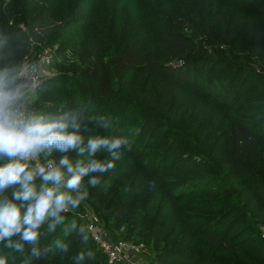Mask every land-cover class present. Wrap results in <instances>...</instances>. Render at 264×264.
Returning <instances> with one entry per match:
<instances>
[{"label": "rangeland", "instance_id": "1", "mask_svg": "<svg viewBox=\"0 0 264 264\" xmlns=\"http://www.w3.org/2000/svg\"><path fill=\"white\" fill-rule=\"evenodd\" d=\"M14 1L19 6V0H0V7L10 6L16 21L9 24L28 34L45 0H36L28 17L11 7ZM51 9L43 30L33 29L35 38L28 34L27 49L42 43L55 47L46 74L66 86L83 66L79 53L94 34L105 52L130 41L147 53L157 51L165 33L178 32L198 48L188 57H199L208 67L196 71L203 74L199 80L186 72V84L163 105L154 89L150 100L144 72L118 89L116 105L91 104L97 123L83 134L121 131L131 150L122 146L116 167L94 187L102 196L64 213V223L46 238L49 246L71 230L67 251L53 249V258L44 259L32 257L30 248L16 253L0 244V256L7 264H110L86 230L87 214L94 212L111 236L139 245V264H264V209L253 197L256 189L264 197V173L244 172L239 178L218 156L234 117L264 116V0H54ZM78 95L73 92L72 99ZM67 100L42 95L33 106L43 112L44 105ZM105 156L106 150L97 154ZM115 198L128 205L131 221L119 224L115 211L103 214ZM215 233L228 238L233 249L212 243ZM81 252L82 261L76 259Z\"/></svg>", "mask_w": 264, "mask_h": 264}, {"label": "clouds", "instance_id": "2", "mask_svg": "<svg viewBox=\"0 0 264 264\" xmlns=\"http://www.w3.org/2000/svg\"><path fill=\"white\" fill-rule=\"evenodd\" d=\"M40 84L34 66H0V244L19 252L31 245L35 258L41 256L42 227L55 231L64 223L63 214L78 209L88 196L85 177L89 187L97 186L116 167L122 146L131 150L127 137H86L90 120L79 112L35 110L32 99ZM101 150L107 156L97 158ZM53 249L67 251V244L56 239L44 251ZM76 259L82 261L84 253ZM0 264H7L6 257L0 256Z\"/></svg>", "mask_w": 264, "mask_h": 264}, {"label": "trees", "instance_id": "3", "mask_svg": "<svg viewBox=\"0 0 264 264\" xmlns=\"http://www.w3.org/2000/svg\"><path fill=\"white\" fill-rule=\"evenodd\" d=\"M36 2V0H19V6L14 1L11 7L16 9L18 6L22 14L28 17L29 9ZM53 2L54 0H45L44 6L33 16L32 27L28 33L32 37H36L33 29L39 31L45 27L46 20L52 11ZM11 9L10 6L4 9L0 7V66H18L21 57L27 50V39L30 37L28 34L19 33L14 25L9 24L11 19L16 21V15ZM197 50L196 45L193 42H189L184 35L173 32L163 35L158 43L157 51L140 53L136 45L128 41L120 43L105 52L100 36L94 34L79 53V60L83 66L73 73L72 81L66 86L65 81H57L58 79L55 75L45 76L41 81L40 87L36 90L32 104L38 101L42 95L53 99L69 98L65 103L58 106L56 103L44 105L43 112L61 114L68 111H76L89 119L90 122L87 127H92L97 122L93 119V115L89 113L91 104H101L102 107L116 105L121 97L118 89L131 83L134 77L144 72L150 92L148 93L150 94V100L153 98L154 89V91L160 92V103L163 105L171 93L176 92L186 84V78H188L186 72L189 73V70H192L190 75L198 80L201 79L203 74L198 75L195 73L204 67L207 68V63H204L199 57H188L189 54H194ZM176 61H180V63L178 64ZM51 84L59 86L60 90L52 91L53 87H51ZM194 90L197 91L198 89L194 88ZM73 92L80 94L82 97L78 95L79 99H72L76 98L72 96ZM248 103L251 104V101ZM241 111L246 114V111ZM105 134L109 138L123 136L121 131H113L112 133L107 131ZM85 154L87 156V153ZM218 156L231 167V173L239 178H243L242 174L244 172L263 174L264 116L259 115L252 118L234 117L230 121L229 128L220 144ZM113 173L117 174V172ZM87 190L89 193L86 197L87 199L99 198L103 194L102 190L99 191L94 187H89ZM253 194L260 208L264 209V197L261 195L260 190H254ZM118 200V198H115L102 208L103 214L115 211V215L119 216V224L131 221L129 212L126 210L128 205L118 202ZM49 234L48 225L45 224L41 229L39 242L41 257L44 259H51L56 254L54 250L44 251L48 248L46 238L50 237ZM72 235L71 230L64 235L65 244L68 243ZM210 238V241L217 243L221 250L233 249L232 243L222 234L215 233ZM27 248L31 249V245L25 244L24 251ZM104 257L106 259L105 255Z\"/></svg>", "mask_w": 264, "mask_h": 264}, {"label": "built area", "instance_id": "4", "mask_svg": "<svg viewBox=\"0 0 264 264\" xmlns=\"http://www.w3.org/2000/svg\"><path fill=\"white\" fill-rule=\"evenodd\" d=\"M54 50L55 47L51 48L45 43L38 44L35 48L26 50L18 66H34L38 79L42 81L49 74H46V69H49L52 65ZM87 217L86 230L92 241L106 256L108 263L139 264L137 262V253L139 251L137 243L111 236L99 222V217L96 213L90 212Z\"/></svg>", "mask_w": 264, "mask_h": 264}]
</instances>
